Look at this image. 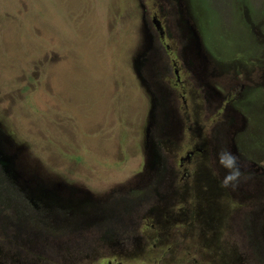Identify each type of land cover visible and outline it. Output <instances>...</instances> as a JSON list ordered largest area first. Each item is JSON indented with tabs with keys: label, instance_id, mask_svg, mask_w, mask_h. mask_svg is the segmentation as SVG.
I'll return each mask as SVG.
<instances>
[{
	"label": "rangeland",
	"instance_id": "rangeland-1",
	"mask_svg": "<svg viewBox=\"0 0 264 264\" xmlns=\"http://www.w3.org/2000/svg\"><path fill=\"white\" fill-rule=\"evenodd\" d=\"M176 10L183 20L173 21ZM147 13L164 33L168 21L161 49L187 71L185 83L207 82L223 95L233 86L232 126L222 133L249 179L227 189V199H213L218 207L197 208L202 198L185 202V187L200 180L186 178L185 187L168 190L182 199L167 209L141 205V217L119 223L115 238L96 223L43 233L39 222L9 220L0 227L2 247L9 236L7 264H264V231H254L264 213L256 206L264 198V0H0V151L14 157L10 173L33 177L39 190L55 185L65 201L88 197L94 208L123 186L152 184L155 168L137 144L145 94L131 62L143 48L150 52L156 27ZM191 39L194 52L185 48ZM193 85L179 88L188 111L185 136L170 147L176 160L200 147L217 122ZM194 163L184 164L190 175L203 173ZM205 167L213 184L205 193H213L224 175L209 161ZM151 208L164 209L159 222Z\"/></svg>",
	"mask_w": 264,
	"mask_h": 264
},
{
	"label": "flooded vegetation",
	"instance_id": "flooded-vegetation-1",
	"mask_svg": "<svg viewBox=\"0 0 264 264\" xmlns=\"http://www.w3.org/2000/svg\"><path fill=\"white\" fill-rule=\"evenodd\" d=\"M160 13L163 15L165 12L161 10ZM170 15L173 21L177 22V15H179L178 10ZM181 17L182 16H180V19L183 20L184 17ZM146 19L147 22L153 24V26L155 22L156 31L158 32L155 31L154 38L151 36L150 52H148V49L143 48V52L141 51L142 54L140 53L138 57H134L131 62L133 64V61L139 58V60L137 59V71L142 81L137 78L136 74L135 79L140 90L145 94L143 96L146 100V111L143 118L144 122H142V127L138 135L141 137V142L137 140V144L138 147L148 155L150 167L152 169L155 168V174L151 175L152 184L145 188H140L138 186H123L113 192L112 195L102 198L101 201H95L97 202V208H94L89 203L91 200L88 197L79 201H74L72 199L65 201V198L68 196H65L63 191L59 192L58 187L55 185L53 189L43 187L39 190L40 183L33 177H31L28 182L21 170L10 173L12 169H9V150L7 151L6 149L7 154L4 153L2 149L0 151V227L3 228L2 231L4 228H9V220L12 223H16L21 217L24 223L38 224L39 222L40 224L38 226L44 229L43 233H46L47 229L56 230L63 228V230H67V227H90L92 224L96 223L104 227V232L102 231L103 236L107 235L108 237L111 234L110 237L115 238L118 235L119 223H124L126 219L128 222L135 221L141 217L140 214H138V209H140L141 205L156 203L157 208L167 209L170 207L167 203H169L173 197L176 198L175 200L182 199L184 196L180 195V192L175 191L176 193L173 194L175 196H169L168 190H172V186L175 188L178 185H180L182 189L185 187L183 181L186 178H188V181L189 179L194 181L197 179L200 180V182L199 184H186L188 187H185V193H187L184 197L185 202H187L191 196H193L194 199L201 197V202L196 203V207L199 208V206H202L207 201L213 202L212 207H218L213 199L217 201L219 199L225 200L227 197V189L217 187L215 192L209 193L206 191L205 193V187L213 185L210 184V177L206 172L208 169L205 166L209 161L215 165L221 177L225 175V170L216 162V154L222 148L230 150L228 145L225 144L226 137H224V134L227 133V126H232V119L228 117H231V115L235 113L234 108L231 106V91L233 86L228 85L224 87L223 90L228 89L230 92H225L223 95L213 90L207 82L193 85V80L190 84L185 83L186 79L189 78L187 71L184 70L182 66L180 68L176 65L175 60L171 58L166 51L162 50L164 49L163 42H165L166 37L170 36V31L166 25L168 21H163L165 26L164 33L159 23H156L154 20V17L147 13ZM179 43L181 44V42ZM187 44L185 48L188 47L191 49L190 46H193L194 52L195 43L193 39ZM195 54L197 56V53ZM162 59H164V62H161ZM182 77L184 82L181 80ZM189 85L190 87L193 85L195 88H199V91L204 92L205 95H203V99L209 103V105L207 108H202V110L206 113L207 117L214 118L217 122L210 127V137H205L200 147L188 150L183 149L185 156L176 160L177 155H169L171 152L170 147L176 141V135L178 133H180L179 138L185 136V116H187L186 112L188 111L186 104L187 100L179 91V88L184 87V89H187ZM199 91H195V93ZM149 112H151L150 118H148ZM223 129L224 134L222 133ZM194 159L196 163L193 165H196L199 171L203 170V173L198 172L190 175L189 168L187 166L184 167L185 163L189 165ZM148 173L147 171L146 174ZM138 179H146L145 174L141 175ZM220 181L219 178V181L216 182ZM27 182L29 184H27ZM262 186H264L263 181ZM177 188L178 187H176V189ZM31 190H38V194H31ZM209 198H212V200H209ZM104 201L106 202L105 205L102 204ZM260 205H264V198L261 202L256 204V206ZM164 209L159 211L151 208L150 213L154 214V220L159 222L157 216L163 214ZM186 210L187 208L182 210L178 213V216H182ZM238 210L233 209L231 212L235 215ZM253 214L254 213H251L249 215V221L255 217H250ZM225 216L226 211L220 215V220L225 218ZM243 220L246 221L248 219L244 218ZM260 220H262L263 223L254 229L257 235L264 231V213L260 214ZM243 222L244 221H242V223ZM3 238L9 246V236L5 235ZM48 238L50 240L52 239V237ZM262 239L263 236L261 235L260 240ZM2 241L3 240L0 242ZM8 246L2 247L0 245V264H7L9 261Z\"/></svg>",
	"mask_w": 264,
	"mask_h": 264
},
{
	"label": "clouds",
	"instance_id": "clouds-1",
	"mask_svg": "<svg viewBox=\"0 0 264 264\" xmlns=\"http://www.w3.org/2000/svg\"><path fill=\"white\" fill-rule=\"evenodd\" d=\"M216 162L225 170V175L220 181L222 189L236 190L242 182H246L249 177L242 171L239 157L226 148H222L216 154Z\"/></svg>",
	"mask_w": 264,
	"mask_h": 264
},
{
	"label": "water",
	"instance_id": "water-1",
	"mask_svg": "<svg viewBox=\"0 0 264 264\" xmlns=\"http://www.w3.org/2000/svg\"><path fill=\"white\" fill-rule=\"evenodd\" d=\"M134 61H135V60H134ZM134 61H133L134 72H135L137 78H139V80L142 81V79H141L140 76H139L140 74H139V72L137 71V64H138V63H137V62H134ZM150 114H151V112L148 113V118L151 117ZM13 158H14V157L9 156V168L11 167L12 163L14 162V159H13ZM36 191H38V190H36ZM30 192H31V194H33V195L35 194V190H31Z\"/></svg>",
	"mask_w": 264,
	"mask_h": 264
}]
</instances>
